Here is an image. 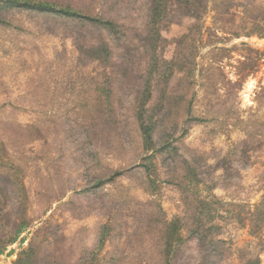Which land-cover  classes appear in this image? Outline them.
Returning a JSON list of instances; mask_svg holds the SVG:
<instances>
[{
  "label": "rangeland",
  "instance_id": "1",
  "mask_svg": "<svg viewBox=\"0 0 264 264\" xmlns=\"http://www.w3.org/2000/svg\"><path fill=\"white\" fill-rule=\"evenodd\" d=\"M186 1L0 0V264H264V0Z\"/></svg>",
  "mask_w": 264,
  "mask_h": 264
},
{
  "label": "trees",
  "instance_id": "2",
  "mask_svg": "<svg viewBox=\"0 0 264 264\" xmlns=\"http://www.w3.org/2000/svg\"><path fill=\"white\" fill-rule=\"evenodd\" d=\"M166 1L167 0H154V6L152 8V14H153V20L156 21L158 18V14H161L163 10L166 8ZM190 0H187L188 2ZM28 7L34 8L36 10L45 11V12H55V13H61L62 15L74 17V18H80L83 20L91 21V22H99L103 23L104 25L113 28L114 25L111 22H102L100 20H97L96 18L82 14L81 12H78L71 8L70 6H56L52 3L48 2H37L33 4H25ZM163 7V8H162ZM153 128L150 123L142 124V134L144 136V145L147 149H151L153 146ZM185 228V227H184ZM183 226L180 224L179 220H175L170 228L169 233H172L173 235H178V240L182 241L184 240L182 236V231L184 230ZM199 231L201 229V226L198 227ZM198 229L191 230V233L193 236H198L199 232ZM3 250H0V253H2Z\"/></svg>",
  "mask_w": 264,
  "mask_h": 264
}]
</instances>
